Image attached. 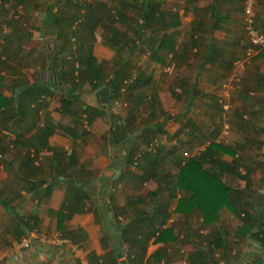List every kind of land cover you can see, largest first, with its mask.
Listing matches in <instances>:
<instances>
[{"label": "crops", "instance_id": "obj_1", "mask_svg": "<svg viewBox=\"0 0 264 264\" xmlns=\"http://www.w3.org/2000/svg\"><path fill=\"white\" fill-rule=\"evenodd\" d=\"M3 1L0 94L20 101L16 115L0 113V264H264V47L247 53L244 0H152L162 25H176L166 29L173 49L163 62L143 53L145 65L134 50L114 76L115 52L90 43L95 63L111 66L100 65L97 88L87 54L66 49L65 29L44 34L41 15L27 27V0ZM254 24L264 33V0ZM64 72L83 80L55 83ZM113 77L120 87L105 99ZM192 156L232 189L207 223L188 208L192 192L174 186ZM71 230L82 232L76 251L17 246L31 231Z\"/></svg>", "mask_w": 264, "mask_h": 264}, {"label": "trees", "instance_id": "obj_2", "mask_svg": "<svg viewBox=\"0 0 264 264\" xmlns=\"http://www.w3.org/2000/svg\"><path fill=\"white\" fill-rule=\"evenodd\" d=\"M69 1L71 2V0ZM119 2L121 6L117 11H113L114 9H106L104 12L101 9L100 11H97L98 9L95 10L94 7L90 6V14L86 15V18L89 19L90 25H84L85 28L91 30L98 24L102 27V31L104 32L103 38L105 44L115 52L116 60L114 59V64L115 62L119 64L118 69L114 70L113 75L117 76L120 70L123 71L124 68L122 66L126 63H129L128 56L132 54L134 50H137L139 53L145 54L149 52V56L151 59L157 61L160 60L163 62L164 58H162V53L166 50L171 51L174 46L173 34L168 33L166 29L176 25H162L163 12L158 9L157 2H154L152 0H140L136 3H134V0L133 2L132 0H119ZM62 4H65V0ZM71 5L73 4L71 3ZM4 7V1L0 0V9H4ZM72 7L73 8L71 11H67L65 10V8L63 9L62 6L57 7L56 4H47L41 11V21L42 25L46 26L50 30L45 29L44 34L53 33L59 37L62 36L63 29L74 25V22L79 18L81 14L78 8L76 10L75 5H73ZM133 7L136 8L135 17H129L126 11ZM99 13H102V15H99ZM103 19H106V22ZM116 23H120L121 25H129L130 33L127 34L117 29L115 27ZM123 58L127 61L121 62V59ZM86 65L88 72H94L92 75L88 76L90 77V81L92 82V87L97 88L100 85L102 79L96 72L97 70H101L102 68L100 65H97L95 63V59L90 52L86 56ZM66 74H71L72 77L68 78L67 80ZM66 74L64 72L62 73V75H59V73L55 75V83L59 82L60 85H62L61 82H63V84H66L68 81L72 80V83L75 84L74 80L76 78L80 80V83L83 80L80 77L81 73L74 74L73 72H66ZM122 78H124V76ZM137 79H139V77L134 80ZM107 84H109L112 92L108 93L106 90L104 98H114L115 89H118L120 87V82L115 77H113L109 79V82ZM34 86V84L26 86L24 88V90H26L25 92L27 93L29 90L34 89ZM45 87L49 91H51L52 89V87L50 88V86ZM16 101H20V97L18 95L16 97L12 96L11 98H8L0 94V113L9 112L11 117L13 116V114L16 115L17 111L15 112L14 108L17 106ZM69 102L70 100L65 96L61 98L60 110L62 112H67L66 110ZM2 108L5 110H3ZM93 112L97 114L100 113V111L98 110ZM87 120L89 121V119ZM174 186H176L177 188H184L192 192V194L188 198L189 200L187 201V203L190 204L188 208L189 210H192L195 207L198 208L203 221L206 223L212 221L223 204H227L229 202L226 201V203L225 200H218V197H227L232 191V189H230L222 181H220L218 176L215 175L212 171L203 168L202 158L196 156L189 157L183 164ZM184 202V200H180L178 205H176L175 210L178 211L179 209H181V205ZM154 211L156 212V209ZM161 223H163V221H161ZM165 230L167 229L160 230L159 236L156 237L155 241L163 239L161 235ZM80 233H82L81 230H71L65 231L64 233H62V235L69 238L74 243H77L79 241V237H81L79 236ZM145 245L146 244H143L141 249H144ZM112 252H116V250ZM142 252L139 254V256H137L141 258V255L143 254ZM109 264H117L116 258Z\"/></svg>", "mask_w": 264, "mask_h": 264}, {"label": "rangeland", "instance_id": "obj_3", "mask_svg": "<svg viewBox=\"0 0 264 264\" xmlns=\"http://www.w3.org/2000/svg\"><path fill=\"white\" fill-rule=\"evenodd\" d=\"M64 0H27L26 1V9H25V13H21V22L22 24L25 23V25H27V27H29V25H31V27L33 25H37L38 22V16L41 15V11L43 10V8H45V6L47 4H51L54 5L56 4L57 7L58 6H62V8L65 10H72V6L75 5L76 6V10L77 8L80 10V16L79 18L74 22V25L68 28H65V32L66 35L64 36V43L67 48H70V52L72 53V55H83V54H88L89 50H90V43H96L99 45H105L104 43V38H103V31H102V27L98 24L96 27H94L92 30L91 29H87L85 28L84 25H90L89 19L86 18L87 14H90V6L94 7V9H98L97 11H100V9L104 12L106 9H114L113 11H117L118 8L121 6L118 2V0H71V2L69 0H65V4H62ZM139 2L140 0H134V3ZM133 2V0H132ZM71 3L73 5H71ZM14 5V4H13ZM127 8V7H126ZM13 9V8H12ZM37 10L38 11V15L35 16L36 14L32 11ZM75 10V11H76ZM135 10L136 8H130L129 10L126 11L127 15L129 17H135ZM24 10L22 9L21 12H23ZM27 11V13H26ZM12 12H16L17 10H13ZM13 15L11 16V18H13ZM99 15H102V13H99ZM104 17V16H103ZM16 18V16H15ZM106 22V19H103ZM19 22V21H18ZM34 27V26H33ZM115 27L117 29H119L120 31L129 34L130 33V26L127 24L121 25L120 23H116ZM91 30V31H90ZM42 38V37H41ZM44 41H47V39H45ZM46 43V42H44ZM51 43V42H50ZM84 48H81V45ZM79 48V49H78ZM81 48V49H80ZM134 55L136 57H138L137 59H142L144 62L142 63L143 65H145V60L143 57V53H139L138 51L136 53H134ZM113 63V61H112ZM101 66H104L103 68H105L106 70L110 71L111 66L110 64H105V63H100ZM113 69V67H112ZM173 75V74H170ZM174 82H176V80L174 79ZM51 88V87H50ZM57 101H55V103L57 104ZM7 130L11 129L12 132H17V129L15 127H5ZM15 128V129H14ZM23 128V127H22Z\"/></svg>", "mask_w": 264, "mask_h": 264}, {"label": "built area", "instance_id": "obj_4", "mask_svg": "<svg viewBox=\"0 0 264 264\" xmlns=\"http://www.w3.org/2000/svg\"><path fill=\"white\" fill-rule=\"evenodd\" d=\"M256 0H244L243 2V13L245 16L244 19V27L247 34V37L249 39V42L251 44V48L247 51L248 54H250L253 51V48L258 47H264V33L260 31L256 25L254 24V5ZM236 66L238 69L242 70L244 65L242 61H237ZM166 71L168 73H171L173 71V65H170L167 67ZM232 81H239V77L237 75V72H234L232 74ZM230 86V81H225L222 84V88L226 90ZM229 105L226 102L222 103L223 109H228ZM227 133V129L224 130L223 134ZM184 155H188L187 152H184ZM36 241L39 242L45 246H47L50 249H58L65 245H70L74 251H76L78 248L76 247V244L71 241L69 238L63 236L60 234H47L44 232L39 231H31L27 233L24 237H22L19 242L17 243L18 247L21 248H28L32 245V243ZM83 264H88V261L86 262L83 260Z\"/></svg>", "mask_w": 264, "mask_h": 264}]
</instances>
